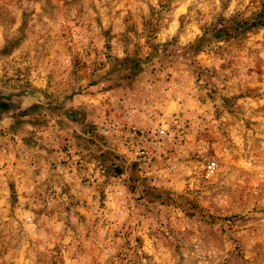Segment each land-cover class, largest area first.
<instances>
[{"label":"rangeland","instance_id":"374dc122","mask_svg":"<svg viewBox=\"0 0 264 264\" xmlns=\"http://www.w3.org/2000/svg\"><path fill=\"white\" fill-rule=\"evenodd\" d=\"M0 264H264V0H0Z\"/></svg>","mask_w":264,"mask_h":264}]
</instances>
